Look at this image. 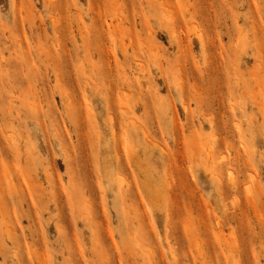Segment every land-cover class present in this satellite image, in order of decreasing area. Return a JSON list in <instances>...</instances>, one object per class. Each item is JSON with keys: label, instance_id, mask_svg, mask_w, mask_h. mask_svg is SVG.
I'll use <instances>...</instances> for the list:
<instances>
[{"label": "rangeland", "instance_id": "1", "mask_svg": "<svg viewBox=\"0 0 264 264\" xmlns=\"http://www.w3.org/2000/svg\"><path fill=\"white\" fill-rule=\"evenodd\" d=\"M0 264H264V0H0Z\"/></svg>", "mask_w": 264, "mask_h": 264}, {"label": "bare ground", "instance_id": "2", "mask_svg": "<svg viewBox=\"0 0 264 264\" xmlns=\"http://www.w3.org/2000/svg\"><path fill=\"white\" fill-rule=\"evenodd\" d=\"M201 38V37H200ZM128 155V154H127ZM129 156V155H128ZM135 157V156H134ZM128 158V157H127Z\"/></svg>", "mask_w": 264, "mask_h": 264}]
</instances>
